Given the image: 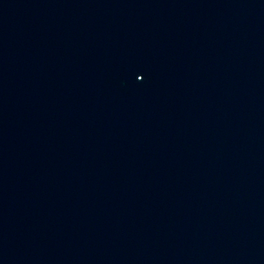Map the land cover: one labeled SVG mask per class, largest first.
<instances>
[{
  "label": "water",
  "instance_id": "95a60500",
  "mask_svg": "<svg viewBox=\"0 0 264 264\" xmlns=\"http://www.w3.org/2000/svg\"><path fill=\"white\" fill-rule=\"evenodd\" d=\"M0 264H264V0H0Z\"/></svg>",
  "mask_w": 264,
  "mask_h": 264
}]
</instances>
